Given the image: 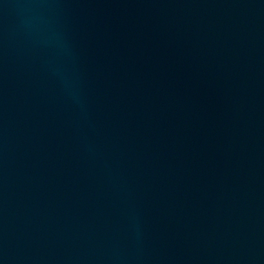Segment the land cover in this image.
<instances>
[{"label":"water","instance_id":"1","mask_svg":"<svg viewBox=\"0 0 264 264\" xmlns=\"http://www.w3.org/2000/svg\"><path fill=\"white\" fill-rule=\"evenodd\" d=\"M0 264H264V0H0Z\"/></svg>","mask_w":264,"mask_h":264}]
</instances>
